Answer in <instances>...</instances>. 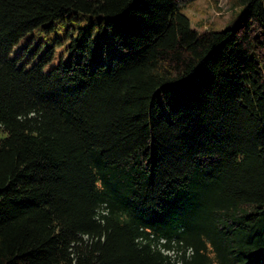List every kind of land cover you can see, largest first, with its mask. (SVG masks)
Segmentation results:
<instances>
[{
    "label": "trees",
    "instance_id": "1",
    "mask_svg": "<svg viewBox=\"0 0 264 264\" xmlns=\"http://www.w3.org/2000/svg\"><path fill=\"white\" fill-rule=\"evenodd\" d=\"M238 1L198 32L178 0H0V264H264V0ZM71 11L126 55L11 57Z\"/></svg>",
    "mask_w": 264,
    "mask_h": 264
},
{
    "label": "rangeland",
    "instance_id": "2",
    "mask_svg": "<svg viewBox=\"0 0 264 264\" xmlns=\"http://www.w3.org/2000/svg\"><path fill=\"white\" fill-rule=\"evenodd\" d=\"M178 4L191 28L198 32L231 29L244 10V5L238 0H178ZM82 31L94 42V50L90 54L71 48ZM125 55L126 51L113 36V29L103 18L71 11L21 38L11 57H18L26 70L42 63L47 74L60 64L85 65L90 71L103 65L107 70L113 60Z\"/></svg>",
    "mask_w": 264,
    "mask_h": 264
}]
</instances>
